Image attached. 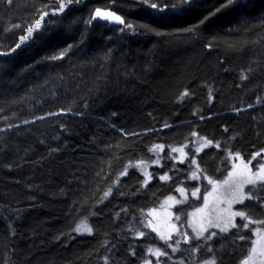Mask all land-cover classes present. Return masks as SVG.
<instances>
[{
  "label": "trees",
  "instance_id": "16d2710c",
  "mask_svg": "<svg viewBox=\"0 0 264 264\" xmlns=\"http://www.w3.org/2000/svg\"><path fill=\"white\" fill-rule=\"evenodd\" d=\"M61 2L0 0V264H157L149 248L169 253L161 264H240L258 224L244 229L240 219L228 233L167 243L146 225L165 196L193 189V173L203 189L183 205L189 211L209 180L231 169L230 152L249 160L264 151V0L219 12L226 0H192L164 13L138 0H73L52 15ZM97 8H113L135 32L89 24ZM44 11L40 28L15 48ZM193 25L195 33L183 31ZM202 137L213 144L201 148ZM157 144L164 149L150 151ZM156 160L141 187L135 165ZM240 208L264 220L257 200ZM82 221L92 234L73 231Z\"/></svg>",
  "mask_w": 264,
  "mask_h": 264
},
{
  "label": "snow or ice",
  "instance_id": "6c2138e0",
  "mask_svg": "<svg viewBox=\"0 0 264 264\" xmlns=\"http://www.w3.org/2000/svg\"><path fill=\"white\" fill-rule=\"evenodd\" d=\"M7 2L9 4H11L12 0H7ZM76 2H79V0H76ZM138 2L156 12L159 13H164L165 11H172V12H177L179 10H183L186 7H190L192 4V0H138ZM237 2V0H226V2L224 4H222L220 6V8L216 9V12H219L221 10V8H226L229 7L233 4H235ZM73 3V0H66V3L61 2L58 4L57 9L52 11V15H56L58 13H63L65 11V8L68 7L69 5H71ZM242 7H246L247 4L242 3L241 4ZM49 12L48 11H44L42 12V14H40L39 19H37L35 21L34 26H30L27 27V35L25 36H21L19 38L20 43H17L15 48H19L21 47V44L25 43L33 34L34 30H38L41 26V22L44 20V18L46 16H49ZM215 14V13H213ZM102 20L105 22H113L115 24L120 25L121 27L119 28L120 32H125V31H131V32H135L136 30V25H133L132 23H128L125 21V19L119 15H117L115 12L113 11H102L101 9L97 8L94 10V15H92L89 20L88 23L91 24L93 21L95 20ZM208 17H204L203 20L200 21V24H203L205 20H207ZM15 27H19L18 25H16ZM143 27V26H141ZM199 25H193L190 28H186L183 29V31L185 32H191V33H195L198 29ZM161 33H157V35H159ZM209 48L212 47V44L209 43L207 45ZM72 46L69 45L68 49H70ZM15 48L12 49V51H15ZM67 50H65L64 52H60V54L58 56H54L52 57V59H62L65 55H66ZM251 71V70H249ZM248 77L246 75H242L241 79H247ZM189 92L187 90H185L182 94L180 99H183L185 96H188ZM85 107H87V105H85ZM249 107H252V105H249ZM68 112H71V109L67 110ZM236 111H239V109H236ZM61 113H64L65 110L61 109L60 110ZM53 113H49V115H52ZM66 114V113H65ZM77 115H79V113H77ZM44 117H37V119H43ZM4 119H7L6 117H4ZM201 119H203V117H201ZM23 123L27 124L29 123V121H23ZM9 127H12V125H9ZM164 127H169L168 124H165ZM227 130V129H225ZM0 131H2V129H0ZM193 136L198 135L197 133H192ZM204 141L203 147H208L210 145L213 144L212 140H208L207 137H202L201 138ZM215 147L219 148L220 147V143L216 142L215 143ZM157 149L159 150H163L164 149V145L162 144H157L154 145L152 149H150V151L155 152ZM171 151L173 152H180L181 156L183 157L184 155H186L183 152L182 148H172ZM197 151H200V149H197ZM229 155H235L237 157H240V153H229ZM261 156V152H256V154L254 156H251L249 159L248 164H244L243 165V170L239 171V172H235V167H234V172H235V177H234V173L230 172L229 173V178L226 179L223 183L224 185L227 186V191L229 193L230 198L226 199V203L228 205V209L227 211V216H221V215H217L216 218V222L214 223L212 221V219H208L206 223H201L199 228L197 229L194 225V231L196 233V237L200 238V237H204L205 232L208 231L209 228H216V229H220L221 232L223 233H228L230 228H236V224L233 223V220L235 217H241L243 221H247L245 223H243V228L244 229H248L250 224H262L264 225V220H257V221H253L251 220L246 212L243 211H231L232 205L233 204H243L244 201L246 199L248 200H257L258 202H260V206L262 208H264V199H262L261 195L259 193L264 192V163H259L257 166V170L255 172L252 171V169L249 167V164L251 163V161L256 160L257 157ZM241 160H243L242 157H240ZM159 161L156 160L154 161V163H158ZM143 161H139L137 162V165H135V167H139L140 165H143ZM191 163H195V161H191ZM129 167H133V165H129ZM199 167V166H197ZM128 174V168L126 167L124 169V171H122L120 173L121 176H126ZM145 176L147 177V179H145L142 184L141 187H146L148 182L152 179V175L150 173L145 172ZM192 178H196V173H193V177ZM160 180H169L170 177L167 175L164 176H160L159 177ZM117 183H119V181H117ZM209 183H213V181L209 180ZM246 185H251L253 186V188L257 191V196L253 197L252 195V190L250 189L249 192L246 194L245 193V186ZM178 192L183 193V189H177ZM199 191V189H197V192ZM112 194V189L109 188L108 191H106L104 193V196L101 200V202H103V199L108 198L110 195ZM193 196H196V192L192 193ZM169 199H174L173 197H169ZM176 203H182V201H176ZM205 204H206V198H205ZM155 211V210H153ZM199 211V210H198ZM193 215H195V213H193ZM177 219H179V217H177ZM221 221H223V223H221ZM152 222L148 221V224L146 226H151ZM173 229L176 231H179L177 229H175V226H173ZM154 231H158V229L153 228ZM73 231L77 232V233H87V234H92L93 229L92 227H90L89 225H87L86 222L82 221L79 225H77V227L75 229H73ZM254 233L256 235V239L253 241H250L253 246L251 247L250 250V254L247 256L246 259L243 260L242 264H256V258L259 256L261 259L259 261V264H264V230H262L261 228H255L254 229ZM137 235L143 237L145 235V233L143 231L138 232ZM184 236H187V233H183ZM217 233L216 232H210L208 234V236L206 237V239L208 240H212L213 237H216ZM171 235H165L164 233H160V239L164 240L166 243L171 240ZM190 239V238H189ZM238 239L240 240H245L246 237L244 235H239ZM178 244V242H177ZM170 247H172V251L176 252L178 250L177 246H172L169 245ZM195 251H199V247H197L196 249H194ZM211 251V250H210ZM148 252L151 253L153 256H155L157 258V264H161L160 262V257H166L169 255L168 252L166 251H162L161 249L157 248V249H152L149 248ZM134 254V253H133ZM105 260H107V257L104 258ZM144 264H152L151 260H145ZM205 264H217V261L215 259L211 260V261H205Z\"/></svg>",
  "mask_w": 264,
  "mask_h": 264
},
{
  "label": "rangeland",
  "instance_id": "374dc122",
  "mask_svg": "<svg viewBox=\"0 0 264 264\" xmlns=\"http://www.w3.org/2000/svg\"><path fill=\"white\" fill-rule=\"evenodd\" d=\"M203 144L204 141L202 140L200 142L201 148H207V147H203ZM240 157H242L243 160H241ZM240 157H237L235 155L232 156L231 169L228 171V173L225 175L224 178L219 180H211L213 181V183H210V188L204 193L202 203L198 207L190 211L182 209L183 205L186 204L190 199L198 200L200 198L201 191L203 189V184L199 175L196 176V178H193V180L196 182V185L193 187L192 190H189L186 186H180L178 189H183L184 190L183 193L178 191H176L175 193H171L162 199L161 204L158 207H154L150 209L149 217H150V221L152 222L151 228L158 229V231H154V232L159 236V238H160V233H164L165 235L170 234L172 238L180 237L185 240H188L191 236V233L196 236L193 225L198 229L200 224L202 222L206 223L208 219H212V221L215 223L217 215L227 216L228 213L226 210L228 209V205L225 201L226 199L230 198V196L227 191V186L224 185L223 182L229 178L230 172H233L235 177V172H239L243 170V165L248 164L249 160L245 159L241 154ZM143 162H144L143 165H140L139 168L144 176H145V172L150 173L152 175V168L159 165L158 163L149 162V161H143ZM259 163H264V151L261 152V157H257L256 160L251 161V163L249 164V167L252 169L253 172L257 170V166ZM234 167H235V172H234ZM145 179H147L146 176ZM152 179H153V175H152ZM251 187L253 186L251 185L245 186L246 194L249 192L248 189ZM197 189H199L198 192ZM193 192H196V196L192 195ZM169 197H173L174 199H169ZM205 198H206V204H205ZM247 200L248 199H246L244 203H246ZM176 201H182V203H176ZM241 205L242 204H233L231 211L246 212L247 216L251 220L257 221L256 219H253L248 215V211L246 209L240 208ZM193 213H195V215H193ZM177 217H179V219H177ZM240 219L242 218L235 217L233 223H235L237 226L238 221ZM221 223H223V221H221ZM173 226H175V229L179 231L174 230ZM256 228H261L262 230H264V225L258 224ZM231 229L233 228H230L229 231ZM211 230L220 231V229H216V228L208 229V231ZM185 232L187 233V236L183 235V233ZM207 232H205V234ZM256 238L257 237L254 233V240ZM260 259L261 258L259 256L256 258V264H259ZM242 262L240 264H242Z\"/></svg>",
  "mask_w": 264,
  "mask_h": 264
},
{
  "label": "water",
  "instance_id": "95a60500",
  "mask_svg": "<svg viewBox=\"0 0 264 264\" xmlns=\"http://www.w3.org/2000/svg\"><path fill=\"white\" fill-rule=\"evenodd\" d=\"M243 3H246L247 2V0H241ZM99 9H101L102 11H113V12H115L117 15H119V16H121L120 14H118L115 10H113V8H99ZM93 15H94V13H93ZM122 17V16H121ZM96 22H99V23H102V24H107V25H109V26H116V27H120V25H118V24H115V23H113V22H105V21H102V20H99V19H97V20H95V21H93L92 22V24H94V23H96Z\"/></svg>",
  "mask_w": 264,
  "mask_h": 264
}]
</instances>
